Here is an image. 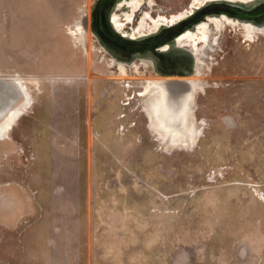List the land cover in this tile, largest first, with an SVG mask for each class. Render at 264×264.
Masks as SVG:
<instances>
[{
	"label": "rangeland",
	"instance_id": "obj_1",
	"mask_svg": "<svg viewBox=\"0 0 264 264\" xmlns=\"http://www.w3.org/2000/svg\"><path fill=\"white\" fill-rule=\"evenodd\" d=\"M93 2L0 0V264H264V32L204 28L192 110L170 122L99 47Z\"/></svg>",
	"mask_w": 264,
	"mask_h": 264
},
{
	"label": "flooded vegetation",
	"instance_id": "obj_2",
	"mask_svg": "<svg viewBox=\"0 0 264 264\" xmlns=\"http://www.w3.org/2000/svg\"><path fill=\"white\" fill-rule=\"evenodd\" d=\"M161 1L168 0H141L128 20L133 0H94L88 24L101 50L117 65L140 69L153 86L161 83L160 91L172 100L190 94L189 82L201 74L207 52L201 40L195 41V38H199L203 26L210 33H216L218 23L227 20L248 31L251 30L248 26L253 27L255 30L250 32H264V0H192L190 10L185 9L189 13L174 22L158 19L154 28L137 35L120 27L135 28L148 10L164 11L166 5ZM177 83L186 85L179 93L169 88Z\"/></svg>",
	"mask_w": 264,
	"mask_h": 264
},
{
	"label": "bare ground",
	"instance_id": "obj_3",
	"mask_svg": "<svg viewBox=\"0 0 264 264\" xmlns=\"http://www.w3.org/2000/svg\"><path fill=\"white\" fill-rule=\"evenodd\" d=\"M141 0H133V8H136L138 3ZM249 29L251 30H255L253 27L248 26ZM204 29V27H202V30ZM190 34L186 35L187 37ZM192 81L196 82V80H191L189 83L190 88L192 89L191 93L188 95H184V96H177L176 98H174V100H172V98H168L167 96L164 95L163 91L161 92V83H157L155 84V86H153V89H156V94L154 95V113L158 116L159 119L163 118V114H166L167 117L166 119L170 122L176 121V119L178 118H184V116H186V113L188 112V110H192V106H193V101L191 100V96L193 91H194V87L192 86ZM197 84V83H196ZM186 85L183 83H177L175 85L171 84L169 86V88L171 90H173L175 93H179L180 90L185 89ZM191 102V105H189L188 103ZM191 106V107H190ZM163 113V114H162ZM154 116V115H153ZM176 118H173V117ZM157 119V118H155ZM164 120V119H163ZM179 122V121H177ZM175 123V122H174ZM165 134V133H164Z\"/></svg>",
	"mask_w": 264,
	"mask_h": 264
},
{
	"label": "water",
	"instance_id": "obj_4",
	"mask_svg": "<svg viewBox=\"0 0 264 264\" xmlns=\"http://www.w3.org/2000/svg\"><path fill=\"white\" fill-rule=\"evenodd\" d=\"M194 103V102H193Z\"/></svg>",
	"mask_w": 264,
	"mask_h": 264
}]
</instances>
